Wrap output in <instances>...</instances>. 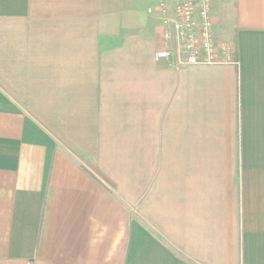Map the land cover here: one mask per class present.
Here are the masks:
<instances>
[{"label":"crops","instance_id":"crops-1","mask_svg":"<svg viewBox=\"0 0 264 264\" xmlns=\"http://www.w3.org/2000/svg\"><path fill=\"white\" fill-rule=\"evenodd\" d=\"M212 5L236 65L156 59L158 0H0V264H264V0Z\"/></svg>","mask_w":264,"mask_h":264},{"label":"built area","instance_id":"built-area-1","mask_svg":"<svg viewBox=\"0 0 264 264\" xmlns=\"http://www.w3.org/2000/svg\"><path fill=\"white\" fill-rule=\"evenodd\" d=\"M162 38L167 47L156 59L182 65H236L237 50L213 32L212 0H158Z\"/></svg>","mask_w":264,"mask_h":264},{"label":"rangeland","instance_id":"rangeland-1","mask_svg":"<svg viewBox=\"0 0 264 264\" xmlns=\"http://www.w3.org/2000/svg\"><path fill=\"white\" fill-rule=\"evenodd\" d=\"M159 16V15H158ZM215 38H216V36H215ZM217 39V38H216ZM218 40V39H217ZM237 61H238V57H237ZM86 161V163L87 164H89V163H92L90 160H89V162L87 161V160H85Z\"/></svg>","mask_w":264,"mask_h":264}]
</instances>
